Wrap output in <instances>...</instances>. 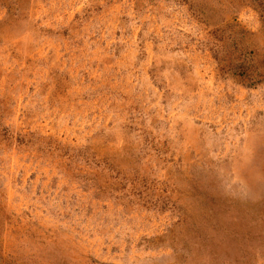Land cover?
<instances>
[{
	"label": "rangeland",
	"instance_id": "374dc122",
	"mask_svg": "<svg viewBox=\"0 0 264 264\" xmlns=\"http://www.w3.org/2000/svg\"><path fill=\"white\" fill-rule=\"evenodd\" d=\"M0 264H264V0H0Z\"/></svg>",
	"mask_w": 264,
	"mask_h": 264
},
{
	"label": "trees",
	"instance_id": "16d2710c",
	"mask_svg": "<svg viewBox=\"0 0 264 264\" xmlns=\"http://www.w3.org/2000/svg\"><path fill=\"white\" fill-rule=\"evenodd\" d=\"M245 77H246V74H245ZM243 79H247V78H243ZM248 81H249L248 83H251V80H250V78L248 79Z\"/></svg>",
	"mask_w": 264,
	"mask_h": 264
}]
</instances>
